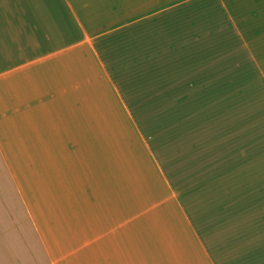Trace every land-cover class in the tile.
Listing matches in <instances>:
<instances>
[{
	"label": "crops",
	"instance_id": "1",
	"mask_svg": "<svg viewBox=\"0 0 264 264\" xmlns=\"http://www.w3.org/2000/svg\"><path fill=\"white\" fill-rule=\"evenodd\" d=\"M262 46L264 0H0V264H264Z\"/></svg>",
	"mask_w": 264,
	"mask_h": 264
},
{
	"label": "rangeland",
	"instance_id": "2",
	"mask_svg": "<svg viewBox=\"0 0 264 264\" xmlns=\"http://www.w3.org/2000/svg\"><path fill=\"white\" fill-rule=\"evenodd\" d=\"M261 51H262V53H261V55L263 54V52H264V46H262V48H261ZM259 52H260V47H259ZM261 58H264V57H262L261 56ZM259 71L263 74V77H264V66H260L259 67ZM234 72H239V70H237V71H234ZM251 74V73H250ZM235 75H237L236 73H234V76ZM243 85H245V84H242V81L241 80H236L234 83H233V89L235 90L236 88H238V87H242L243 88ZM252 89L255 91V92H261V90H262V83H259V84H257V85H255V83H250L249 84V91H252ZM233 100L235 101L236 100V98H233ZM257 104H258V106L259 107H257L262 113H263V115H264V98H262L261 97V95L259 94L258 96H257ZM258 117H260V115L258 114ZM148 123H150V122H148ZM150 125H152V126H154L155 128L156 127H158L154 122H152V124H150ZM141 126H143V124L141 125ZM145 130V129H144ZM144 130L142 129V128H140V131H141V133L145 136V132H146V130H145V132H144ZM158 133H159V131H157ZM146 135H150V133L148 134V132H146ZM138 138H139V136L138 135H136ZM121 137H123L122 138V140L123 139H128L130 136H129V132L127 131V130H125L124 128H123V130L121 131ZM136 137V138H137ZM143 137H141V139H142ZM159 138V137H158ZM133 139H135L134 137H133ZM159 141V140H158ZM173 150V149H172ZM128 151V150H127ZM127 154V153H126Z\"/></svg>",
	"mask_w": 264,
	"mask_h": 264
}]
</instances>
